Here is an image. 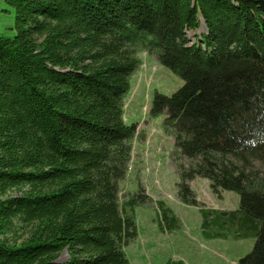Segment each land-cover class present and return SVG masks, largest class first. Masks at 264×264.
Returning <instances> with one entry per match:
<instances>
[{
	"label": "trees",
	"instance_id": "trees-1",
	"mask_svg": "<svg viewBox=\"0 0 264 264\" xmlns=\"http://www.w3.org/2000/svg\"><path fill=\"white\" fill-rule=\"evenodd\" d=\"M4 1L16 33L0 34V234L30 230L0 240V264H129L124 208L145 196L119 199L136 136L123 104L140 52L184 81L150 108L173 136L181 201L200 205L195 176L238 193L237 209L199 207L206 235H254L238 264H264V0Z\"/></svg>",
	"mask_w": 264,
	"mask_h": 264
},
{
	"label": "rangeland",
	"instance_id": "rangeland-1",
	"mask_svg": "<svg viewBox=\"0 0 264 264\" xmlns=\"http://www.w3.org/2000/svg\"><path fill=\"white\" fill-rule=\"evenodd\" d=\"M14 8L0 0V34L16 33ZM204 24L187 31L188 41L204 31ZM141 64L130 76V89L124 99L123 118L127 124H136L131 158L126 175L119 183V199L124 204L132 194L144 197V202L124 212L133 217L136 236L124 246L129 264H167L182 260L186 264H238L252 250L256 237H210L214 232L211 223L203 226L199 207L216 210H233L239 207L235 191L219 188L213 191L207 178L195 176L188 181L199 206L186 204L178 194L180 175L175 158L173 136L164 128L165 113L150 112L155 93L170 95L182 84L183 79L170 68L161 65L147 52L138 54ZM17 192H12L16 194ZM159 202L168 207V218L161 215ZM175 217V225H172ZM30 228L14 221L12 228L0 240L20 243L28 236ZM67 258L66 252L59 260Z\"/></svg>",
	"mask_w": 264,
	"mask_h": 264
}]
</instances>
